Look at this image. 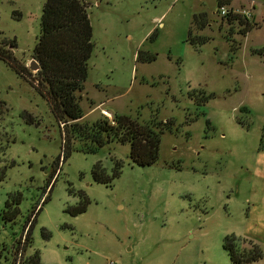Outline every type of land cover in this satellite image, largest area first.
Here are the masks:
<instances>
[{
    "label": "rangeland",
    "instance_id": "1",
    "mask_svg": "<svg viewBox=\"0 0 264 264\" xmlns=\"http://www.w3.org/2000/svg\"><path fill=\"white\" fill-rule=\"evenodd\" d=\"M82 1L93 51L80 122L118 114L169 126L150 166L112 141L94 152L75 142L57 162L60 128L29 68L45 0H0V48L30 73L0 58V264L34 252L41 264H232L229 235L257 245L264 264V0L225 6L249 12L257 25L245 35L217 0ZM199 13L209 41L193 47ZM96 163L106 184L93 180Z\"/></svg>",
    "mask_w": 264,
    "mask_h": 264
},
{
    "label": "trees",
    "instance_id": "2",
    "mask_svg": "<svg viewBox=\"0 0 264 264\" xmlns=\"http://www.w3.org/2000/svg\"><path fill=\"white\" fill-rule=\"evenodd\" d=\"M229 5L230 0H217L219 8ZM222 18L230 24L236 22L240 27V35H245L257 25L239 14L231 13ZM209 22L205 13L194 14L186 42L193 47L208 42L209 38L199 33ZM91 36L92 29L82 0H45L39 34L31 58L39 66V70L35 72L36 77H33L37 83L34 88L47 99L50 112L61 132V154L56 161L64 160L75 142L80 143L78 146L84 152H94L106 142L112 141L129 144V158L133 164L150 166L158 159L160 134L169 126L167 122L153 120L139 123L136 119L118 114L112 115L110 120L101 115L92 124L80 122L83 111L76 93L83 90V82L87 77L88 61L93 51ZM231 48L232 51L237 50L234 44ZM0 58L19 76L30 81V73L26 67L15 62L9 51L0 48ZM153 59L151 57L149 61ZM91 174L98 183L108 182V177L99 163L93 166ZM86 204L84 199V204L68 211L73 215L81 213ZM17 211L15 208L9 214L14 216ZM29 243L30 228L26 229L14 247L24 252ZM222 247L232 264H256L262 258L257 245L249 243L247 248H240L239 240L233 235L223 238ZM22 264H41L38 253L34 252L26 257Z\"/></svg>",
    "mask_w": 264,
    "mask_h": 264
},
{
    "label": "built area",
    "instance_id": "3",
    "mask_svg": "<svg viewBox=\"0 0 264 264\" xmlns=\"http://www.w3.org/2000/svg\"><path fill=\"white\" fill-rule=\"evenodd\" d=\"M218 13H219V15L221 16V17H227L229 14H239V15H242L243 17H245V18H249V12H247V11H241L240 13H235V11H232V10H228L227 8H225V7H221V8H219V11H218ZM105 114V113H104Z\"/></svg>",
    "mask_w": 264,
    "mask_h": 264
},
{
    "label": "water",
    "instance_id": "4",
    "mask_svg": "<svg viewBox=\"0 0 264 264\" xmlns=\"http://www.w3.org/2000/svg\"><path fill=\"white\" fill-rule=\"evenodd\" d=\"M29 68L30 70H35V72L39 70L38 64L33 59L30 61Z\"/></svg>",
    "mask_w": 264,
    "mask_h": 264
},
{
    "label": "crops",
    "instance_id": "5",
    "mask_svg": "<svg viewBox=\"0 0 264 264\" xmlns=\"http://www.w3.org/2000/svg\"><path fill=\"white\" fill-rule=\"evenodd\" d=\"M102 112H105L107 115H109L110 113H108V112H106V111H104V110H102Z\"/></svg>",
    "mask_w": 264,
    "mask_h": 264
}]
</instances>
